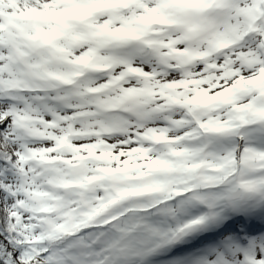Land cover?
Listing matches in <instances>:
<instances>
[{"label":"snow or ice","instance_id":"snow-or-ice-1","mask_svg":"<svg viewBox=\"0 0 264 264\" xmlns=\"http://www.w3.org/2000/svg\"><path fill=\"white\" fill-rule=\"evenodd\" d=\"M0 264H264V0H0Z\"/></svg>","mask_w":264,"mask_h":264}]
</instances>
